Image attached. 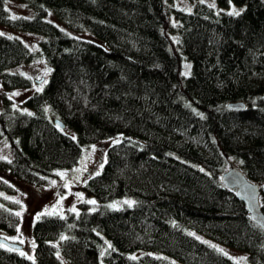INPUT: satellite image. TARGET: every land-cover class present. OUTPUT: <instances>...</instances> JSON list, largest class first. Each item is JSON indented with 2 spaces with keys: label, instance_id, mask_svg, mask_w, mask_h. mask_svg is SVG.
Listing matches in <instances>:
<instances>
[{
  "label": "trees",
  "instance_id": "trees-1",
  "mask_svg": "<svg viewBox=\"0 0 264 264\" xmlns=\"http://www.w3.org/2000/svg\"><path fill=\"white\" fill-rule=\"evenodd\" d=\"M6 1L0 24L43 38L32 50L0 33L2 84H32L5 70L24 60L42 57L51 70L21 103L28 109L3 97L11 157L0 169L39 185L73 166L84 144L121 138L84 183L98 206L42 213L35 257L0 243V264H176L153 251L184 264H240L188 229L246 253L243 264H264V229L220 179L239 167L259 185L264 210V0H196L190 11L167 0H18L32 16L11 15ZM240 100L244 108L227 106ZM0 189H11L1 177ZM124 196L132 202L105 204ZM0 202V228L14 231L18 215Z\"/></svg>",
  "mask_w": 264,
  "mask_h": 264
},
{
  "label": "rangeland",
  "instance_id": "rangeland-1",
  "mask_svg": "<svg viewBox=\"0 0 264 264\" xmlns=\"http://www.w3.org/2000/svg\"><path fill=\"white\" fill-rule=\"evenodd\" d=\"M207 1L210 3H212L211 1L215 2V0ZM6 2L8 8L10 9L11 15H33V10L27 7L22 1L7 0ZM167 2H169V4L173 7H179L190 11L193 10L196 0H167ZM212 5H214V3H212ZM214 6L218 8L216 2ZM225 9L229 10L228 7ZM169 17L174 20V22L171 20L172 23L176 22L174 19L175 16L173 14V10L170 12ZM47 18L66 30L65 24L60 21L53 12H49ZM0 33L19 37L32 50H35L37 47V42L43 38V34L40 32L13 29L2 24H0ZM82 34L86 36L89 35L87 33ZM170 38L172 39V45L175 47L178 40L177 33L175 31H170ZM5 70L10 72H19L28 76L31 79L32 84L24 88H7L0 80V108L3 97L7 96L17 108L26 110L28 107L21 103L28 95L33 93L34 90L41 87L42 83L48 77L51 67L44 58L35 57L29 61L24 60L12 67L6 68ZM189 71L190 63L184 59L182 62V72L188 73ZM40 78H43L41 82L38 81ZM120 138L121 135H116L95 143L84 144L82 146V153L73 166L56 169L53 175L47 177L46 180L39 185L29 184L19 178L12 176L8 170L0 169V177L6 180L11 186L10 190L0 189V201H6L9 205L3 204L4 206L12 208L16 213H19V221L16 229L14 231H8L0 228V237H5L8 240L21 243L22 248L19 249V252L26 257L33 259L35 257L36 244L33 235V224L42 213H57L60 215H65L68 211H78L81 201L87 202L91 209L96 208L99 204V201L86 194L84 183L89 175L101 169L106 147ZM10 157L11 150L9 144L4 137L0 136V158L9 159ZM132 200L133 197L124 196L106 201L105 204H107L109 207L118 208L124 206L126 203L130 204ZM89 201H94V203H89ZM188 232L207 242L208 244L216 246L215 248L218 250L223 249V253H227V255L239 261L240 264L244 263V255H246V253L241 252L236 248L222 244L221 242L214 240L211 237H208L194 229H188ZM141 252L142 251H137L134 254L138 255ZM57 253L59 256H61L60 251ZM151 253L166 257L176 264H184L178 259L164 252L153 251Z\"/></svg>",
  "mask_w": 264,
  "mask_h": 264
},
{
  "label": "water",
  "instance_id": "water-1",
  "mask_svg": "<svg viewBox=\"0 0 264 264\" xmlns=\"http://www.w3.org/2000/svg\"><path fill=\"white\" fill-rule=\"evenodd\" d=\"M42 80L43 78H40L38 81L41 82ZM227 106L230 108H244L245 102L241 100L231 101L227 103ZM54 121L62 128L65 126L60 119L56 118ZM220 179L224 185L235 190L238 198L245 204L252 221L264 229V210L260 202L259 185L250 180L239 167L233 164L221 174ZM0 243L17 250L22 248L21 243L8 240L5 237H0Z\"/></svg>",
  "mask_w": 264,
  "mask_h": 264
},
{
  "label": "snow or ice",
  "instance_id": "snow-or-ice-1",
  "mask_svg": "<svg viewBox=\"0 0 264 264\" xmlns=\"http://www.w3.org/2000/svg\"><path fill=\"white\" fill-rule=\"evenodd\" d=\"M234 14L239 15V12H235ZM59 126V125H58ZM89 203H94V201H89ZM17 215H19V213H17ZM216 247V246H213ZM219 251L223 252V249H219ZM225 255H227V253H224Z\"/></svg>",
  "mask_w": 264,
  "mask_h": 264
}]
</instances>
